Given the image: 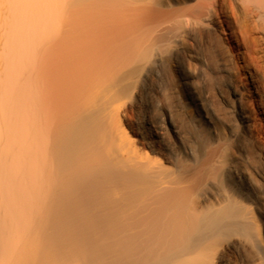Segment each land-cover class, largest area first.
<instances>
[{
	"label": "bare ground",
	"instance_id": "obj_1",
	"mask_svg": "<svg viewBox=\"0 0 264 264\" xmlns=\"http://www.w3.org/2000/svg\"><path fill=\"white\" fill-rule=\"evenodd\" d=\"M194 2L0 0V264H264L249 175L204 136L217 71L179 55L214 31L264 119V0Z\"/></svg>",
	"mask_w": 264,
	"mask_h": 264
},
{
	"label": "rangeland",
	"instance_id": "obj_2",
	"mask_svg": "<svg viewBox=\"0 0 264 264\" xmlns=\"http://www.w3.org/2000/svg\"><path fill=\"white\" fill-rule=\"evenodd\" d=\"M151 1L163 10L186 9L195 3L194 0ZM214 18L216 23L218 22V28L221 29L223 23L220 14ZM240 21L246 29L250 27L248 19L242 14ZM189 30V27L185 26L179 37L180 46L183 47L179 54L180 60L187 67L192 66L194 59L191 57H193L194 50L197 49L198 42V44H202L200 52L205 60L204 72L209 73L210 68L217 71L216 98L220 102L221 110L218 115L214 116L212 129L206 131L204 135L206 142L210 147L211 145L212 148L215 147L225 161L236 164L238 168L249 175V178L244 182H238L235 188L240 194H251V199H257L261 203L259 206H262L261 212H264V119L250 102L245 101L243 106L247 115V124L244 128L241 118L232 107L234 99L231 85L244 78V70L226 55L221 44L214 39V31H204L201 34L197 32L196 38L188 33ZM250 36L252 37V32H250ZM253 36H256L254 57L263 72L262 84L264 86V43L257 34ZM230 68L233 69V74L229 73ZM172 104L173 108L177 110L175 104ZM179 123H181L180 120ZM247 187H249V191H246Z\"/></svg>",
	"mask_w": 264,
	"mask_h": 264
}]
</instances>
